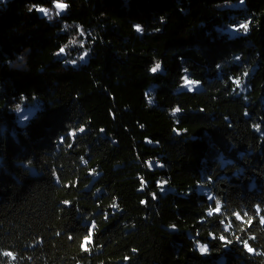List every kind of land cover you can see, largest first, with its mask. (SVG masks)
Wrapping results in <instances>:
<instances>
[{"label": "trees", "instance_id": "obj_1", "mask_svg": "<svg viewBox=\"0 0 264 264\" xmlns=\"http://www.w3.org/2000/svg\"><path fill=\"white\" fill-rule=\"evenodd\" d=\"M0 264H264V0L1 3Z\"/></svg>", "mask_w": 264, "mask_h": 264}, {"label": "snow or ice", "instance_id": "obj_2", "mask_svg": "<svg viewBox=\"0 0 264 264\" xmlns=\"http://www.w3.org/2000/svg\"><path fill=\"white\" fill-rule=\"evenodd\" d=\"M240 2L243 3L244 0H240ZM67 7H68V5L65 4V3L57 2V3L55 4V8L58 10V13H57V14H59V12H62V11H63L64 9H66ZM36 10L39 11V12H43V13H45V15H48V10L45 9V8H37ZM248 27H249V25H248L247 23H241V24L239 25V28H242V29H244L245 31H247ZM136 31H137V32H141V31H142V28L138 25V26H136ZM64 51H65L64 48H61V49H60V53H63ZM81 59H83V57H81ZM159 69H160V66H159L158 64H155V66L152 67V68L150 69V71H151L152 73H156ZM184 83H185V85H191V84H193L194 82L191 81V80H189V79H187V78H185V79H184ZM188 90H192V89L189 88ZM175 111L178 112L179 109H176ZM81 131H83V129H81ZM149 166H151V163H150V162H149ZM209 199H211V197H209ZM219 209H220V205H219V202H217L216 211H219ZM210 214H211V213H210ZM239 218H240V217H239V215L237 214V219H239ZM93 227H94V225H93ZM221 239H224V238L221 237ZM90 240H91V236L88 235V236L85 238V244L89 243ZM82 247H83V245H82ZM244 247L248 250V252H252V248H250V247L248 246L247 243L244 244ZM200 251H201V253L206 252V251H207L206 246H201ZM7 254L10 255V253H7Z\"/></svg>", "mask_w": 264, "mask_h": 264}, {"label": "rangeland", "instance_id": "obj_3", "mask_svg": "<svg viewBox=\"0 0 264 264\" xmlns=\"http://www.w3.org/2000/svg\"><path fill=\"white\" fill-rule=\"evenodd\" d=\"M5 2H6V0H0V5H1V3H5ZM63 11L59 12L58 15L62 14ZM38 13L40 15H42V16H49V13H48V15H45V13L39 12V11H38ZM55 13L56 14L58 13V10L56 8H55ZM185 88L195 89V87H190L189 85H185ZM38 108H39V102L35 98L32 102H27V103L23 102V103H21L20 106L16 109L15 112L19 115V118L22 119L20 121L24 122L25 120L29 119L36 112V110Z\"/></svg>", "mask_w": 264, "mask_h": 264}, {"label": "clouds", "instance_id": "obj_4", "mask_svg": "<svg viewBox=\"0 0 264 264\" xmlns=\"http://www.w3.org/2000/svg\"><path fill=\"white\" fill-rule=\"evenodd\" d=\"M156 64H158L160 67H161V64L160 63H156ZM192 90H189V92H191ZM156 197H155V195L153 194V199H155Z\"/></svg>", "mask_w": 264, "mask_h": 264}]
</instances>
